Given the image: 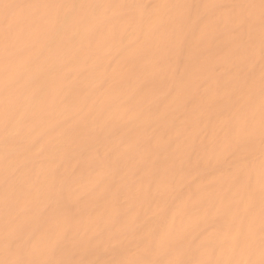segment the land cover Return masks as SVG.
<instances>
[{"label":"bare ground","instance_id":"6f19581e","mask_svg":"<svg viewBox=\"0 0 264 264\" xmlns=\"http://www.w3.org/2000/svg\"><path fill=\"white\" fill-rule=\"evenodd\" d=\"M0 264H264V0H0Z\"/></svg>","mask_w":264,"mask_h":264}]
</instances>
